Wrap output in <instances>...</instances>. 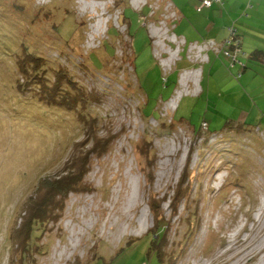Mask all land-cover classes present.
I'll return each mask as SVG.
<instances>
[{"label": "rangeland", "instance_id": "374dc122", "mask_svg": "<svg viewBox=\"0 0 264 264\" xmlns=\"http://www.w3.org/2000/svg\"><path fill=\"white\" fill-rule=\"evenodd\" d=\"M199 2L0 0V264H264V62L245 56L264 22L244 0ZM204 24L217 44L235 31L247 70L199 64ZM37 51L98 95L97 121L76 127L28 84ZM82 165L84 187L43 197Z\"/></svg>", "mask_w": 264, "mask_h": 264}, {"label": "trees", "instance_id": "16d2710c", "mask_svg": "<svg viewBox=\"0 0 264 264\" xmlns=\"http://www.w3.org/2000/svg\"><path fill=\"white\" fill-rule=\"evenodd\" d=\"M15 7L18 8L19 6L17 5ZM127 10H130V9H127ZM125 15H126V11H125ZM30 21L33 22V19H30ZM55 28L57 29V26ZM130 29H131V27H130ZM229 31H231L230 28H229ZM231 33L234 35L235 31H231ZM233 35L232 36L229 35L230 37L226 38L224 40V42L226 40H229V39L232 40V38H234ZM242 46H243V41L240 38L235 40V42L234 41L231 42V46H230L229 51H230V53L238 51L237 52V58H236L237 61H239L238 56H240L242 54ZM113 52H114V50H112V53ZM23 55H24V58L19 61L21 71H22L23 75L27 78L29 85L39 86L40 93L38 95H41L43 97L48 95V96L52 97V101L55 103V105H58L60 107L64 105L63 107H65V108L67 107V109L64 108L65 109L64 111H66L67 113L73 114V119H74L73 124H75L76 127L83 125L84 127H82V128L84 129L87 126H90L93 122L97 121L98 118L92 114L90 109H91L92 103H97L99 101L98 95L95 96L93 94L89 95V94L85 93L84 86L78 84V82H76V80L74 78L72 79V77H71L72 75H71L70 71H68L64 67H61V66L58 67V66L53 65L51 63V61L49 63L47 60H45V58L40 56L39 51L35 52L32 56L28 55L26 52H24ZM221 55L224 56V59H226L230 62V58L227 57L225 54H220V55H216V56H218L220 58ZM251 58H254V59H257L258 61L264 62V51L263 50H256V53L251 54ZM29 63L33 64V65H31L32 67H30V69L27 68L30 65H26ZM52 66H55V70H54V67H52ZM52 74L55 77L52 78L51 77ZM62 110H63V108H62ZM144 113H145L146 117L151 116L149 114H146L145 109H144ZM94 149H95V146H94L93 150ZM84 165H82V167L80 166L81 171H80V174H78L79 172L76 174L77 175L76 179L74 178L75 175H73V176L69 175V176H66L64 178H58L53 183V185L50 186V188H52L53 192L48 191L47 194L46 195L44 194L43 197L50 196V199H52V195H53V199H55L57 197V195L62 194V195H64V197L66 199L68 194L73 192L75 188L84 187L85 186V183H83L84 177L88 172L87 165L86 166H84ZM31 202L32 203H29L30 207L28 206V208H26V209H28L26 219L29 216V217H31L32 220L33 219L39 220L41 222L40 227L42 228V234H43L46 214L43 213V211H41L42 208L40 207L41 206L40 201L35 202L33 200ZM33 203H38V204L36 205ZM37 207H39V208H37ZM32 220L29 221V223L27 224L28 228L24 227L27 239L30 238V234L32 232V227H31ZM25 223H26V221H24V224ZM164 232H165V227L161 226V228L159 229V231L157 233L159 236L158 238H160L159 239V245H160V240L164 236ZM35 247H39V244L37 243V245H35ZM25 248L29 250L28 247H25ZM159 252H160V255H163L162 251L159 250ZM23 256H25V255L23 254ZM22 260H23V258H22Z\"/></svg>", "mask_w": 264, "mask_h": 264}, {"label": "crops", "instance_id": "0c3cea01", "mask_svg": "<svg viewBox=\"0 0 264 264\" xmlns=\"http://www.w3.org/2000/svg\"><path fill=\"white\" fill-rule=\"evenodd\" d=\"M204 1L205 0H202V2L201 3L199 2L200 4L197 5V12L198 11L199 12L200 11L202 12L204 10L210 11L213 8V6H214V2H216L217 0H214V1L209 0V1L212 2V4H211L210 7L203 6V2ZM253 1H254V3H253ZM217 2H219V1H217ZM246 4L250 6L248 8L254 7V9L251 11V14L249 16V19L250 20L251 19H254L256 21H259V22L263 23L264 22V0H244V2H242V6H245ZM202 26H204L205 30L202 31L201 28L199 26H197L198 27L197 34H200V33H204L205 32L206 35L203 34L202 37H199L197 34H195V37L196 38L192 39L191 42L200 41V40L203 39V37H205L204 39L210 38L212 40L215 39L216 41H222L223 40L224 36L218 35V33H215L214 30L212 29L211 25L206 26V24H204ZM263 32H264V30H262L260 32V34L261 35H264ZM245 56L249 58L248 61H249V64H250L251 53L248 54V55L245 54ZM217 58H219V57H217ZM220 59H222V58L220 57ZM238 60H240V61H235V62H233V64L232 63L230 64L231 68L236 70L238 67H240V69L247 70L248 66H245V65L242 64L243 61L239 58V56H238ZM222 61L228 67L227 62H226V59L225 60L222 59ZM210 63H212V69H211L212 71L214 69H216L218 72H221L222 69L224 68V66L222 64H220L218 62V60H215L214 59V61H213L210 58ZM262 64H263V62H262ZM238 65H240V66H238Z\"/></svg>", "mask_w": 264, "mask_h": 264}, {"label": "built area", "instance_id": "2783aa9c", "mask_svg": "<svg viewBox=\"0 0 264 264\" xmlns=\"http://www.w3.org/2000/svg\"><path fill=\"white\" fill-rule=\"evenodd\" d=\"M217 1H220V0H217ZM211 4L212 2L209 0H205L203 2V6H206V7H210ZM232 41L233 40L229 39V40H226L223 44H217L213 40L204 41L202 43L193 42V43H190L189 47L194 52L196 56V60L199 61V64H204L208 62L209 52H213L216 55L225 54L227 57L230 58V63L233 64V62L237 61L236 58H237L238 51L230 53L229 50H230Z\"/></svg>", "mask_w": 264, "mask_h": 264}]
</instances>
